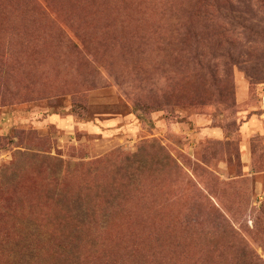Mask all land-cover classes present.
I'll use <instances>...</instances> for the list:
<instances>
[{
	"label": "rangeland",
	"instance_id": "374dc122",
	"mask_svg": "<svg viewBox=\"0 0 264 264\" xmlns=\"http://www.w3.org/2000/svg\"><path fill=\"white\" fill-rule=\"evenodd\" d=\"M0 0V264H264V0Z\"/></svg>",
	"mask_w": 264,
	"mask_h": 264
},
{
	"label": "trees",
	"instance_id": "16d2710c",
	"mask_svg": "<svg viewBox=\"0 0 264 264\" xmlns=\"http://www.w3.org/2000/svg\"><path fill=\"white\" fill-rule=\"evenodd\" d=\"M222 3H223V7L222 8L226 7L224 5L232 6V3L230 1H227V0H223Z\"/></svg>",
	"mask_w": 264,
	"mask_h": 264
}]
</instances>
